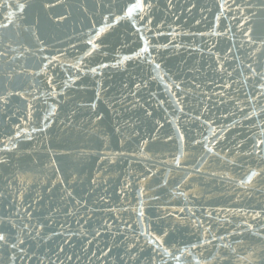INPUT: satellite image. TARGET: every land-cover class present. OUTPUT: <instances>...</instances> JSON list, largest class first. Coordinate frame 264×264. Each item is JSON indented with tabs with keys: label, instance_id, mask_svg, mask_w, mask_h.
<instances>
[{
	"label": "water",
	"instance_id": "obj_1",
	"mask_svg": "<svg viewBox=\"0 0 264 264\" xmlns=\"http://www.w3.org/2000/svg\"><path fill=\"white\" fill-rule=\"evenodd\" d=\"M47 2L0 0V264H264V0Z\"/></svg>",
	"mask_w": 264,
	"mask_h": 264
},
{
	"label": "snow or ice",
	"instance_id": "obj_2",
	"mask_svg": "<svg viewBox=\"0 0 264 264\" xmlns=\"http://www.w3.org/2000/svg\"><path fill=\"white\" fill-rule=\"evenodd\" d=\"M60 2H61V0H48V2H47L44 6H45L46 8H52V9H54V8L57 7V5H58ZM233 3H235V0H233ZM25 6H26V5H24V4H19V3L17 4V7L19 8V11H20L21 13H23V10H24ZM147 6H148L149 8L151 7V0H148V5H147ZM4 7H5V8H6V7H9V5L5 4ZM144 7H145V5H144V3H143V0H139V2H135V3H133L132 6L129 7V8L127 9L125 15H126V16H131V14L133 13L134 10H135V11H143V10H144ZM221 7H223V5H221ZM65 18H66L65 16H63V15H59V14H58V18L55 19L54 22H59V21L65 19ZM13 22H14V21L9 20V23H13ZM115 22H116V18L113 19V23H115ZM109 26H110V25H109ZM6 27H8L7 24H0V28H6ZM104 31H106V28H105V27H101L100 29H98V30H97V33H96L97 37H98L101 33H103ZM243 34L245 35V37H246V39L248 40V42H249L250 45H252V44H257V40H254V39L252 38V36L249 35V31H244ZM37 39H38V37H37ZM88 43L91 44V45L93 46V47H92V50H93V51H95L96 48L98 47L97 45L94 44V42H93L92 40H89ZM259 43H260L261 45H264V37H260V38H259ZM147 51H148V48H147V46H145V47L142 48L139 52L135 53L132 57H125L124 59H135V58H137V57H141V56H143L144 53L147 52ZM257 51H261V48H259V47L256 48V49L254 50V52H253V55H255V52H257ZM6 54H7V53H0V55H6ZM86 55H91V52L86 53ZM262 55H264V53H262ZM257 66L261 68V72H257V71H256V68L252 67L251 64L248 65V69H249V71L251 72V74H252L253 77H258V78H259L258 82H259V81H264V75H262V72H264V64H258ZM157 67H159V65H157ZM45 68H46V65H45ZM220 68H221V70H224V69H223V66H220ZM93 71H95V69H93ZM177 87H178V85H177ZM224 87H230V85L225 84ZM260 89H261V93L264 94V83H260ZM0 102H7V97L0 96ZM17 135H20V133L18 132ZM213 135H215V133H213ZM196 143H200V142H199V141H196ZM176 163H177V164L180 163L179 159L176 160ZM256 175H258V173H256V172H252L251 175L247 177V179H248V180H251V178H252L253 176H256ZM241 183H244V182L242 181ZM257 215H259V213H257ZM0 223H2V222H0ZM2 233H3V229H0V247H7L8 244H9V239H10L11 237H10V236H6V235H4V234H2ZM11 247L15 248V247H17V245H16V244H12Z\"/></svg>",
	"mask_w": 264,
	"mask_h": 264
}]
</instances>
